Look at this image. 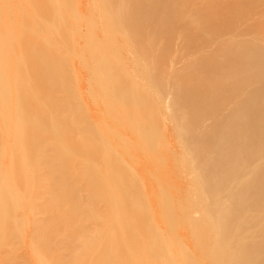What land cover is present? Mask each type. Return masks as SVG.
<instances>
[{
  "label": "bare ground",
  "instance_id": "1",
  "mask_svg": "<svg viewBox=\"0 0 264 264\" xmlns=\"http://www.w3.org/2000/svg\"><path fill=\"white\" fill-rule=\"evenodd\" d=\"M0 264H264V0H0Z\"/></svg>",
  "mask_w": 264,
  "mask_h": 264
}]
</instances>
